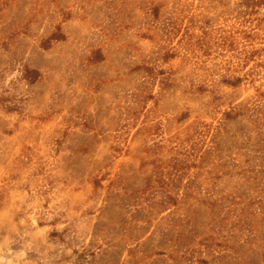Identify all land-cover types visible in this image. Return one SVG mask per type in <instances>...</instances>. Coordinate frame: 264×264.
Returning <instances> with one entry per match:
<instances>
[{
    "label": "rangeland",
    "instance_id": "1",
    "mask_svg": "<svg viewBox=\"0 0 264 264\" xmlns=\"http://www.w3.org/2000/svg\"><path fill=\"white\" fill-rule=\"evenodd\" d=\"M223 10L0 0V264H264V51Z\"/></svg>",
    "mask_w": 264,
    "mask_h": 264
},
{
    "label": "trees",
    "instance_id": "2",
    "mask_svg": "<svg viewBox=\"0 0 264 264\" xmlns=\"http://www.w3.org/2000/svg\"><path fill=\"white\" fill-rule=\"evenodd\" d=\"M212 2H219L223 5V13L222 15L225 16L226 10L230 9L234 13L232 15V19L235 20L234 30L232 34L227 33L226 30L223 28L222 34H220V37L223 39L222 43H220V46L225 48H231L232 50H236V40L238 39L241 41L242 39H246L250 41V50L246 52V61L244 63V67H246L250 62L253 61V63H256V57L261 55L264 51V38L262 34L259 33V31L264 30V15L259 16L254 22V20L251 18L256 12L258 13L261 7V5L264 4V0H211ZM200 2V0H199ZM226 5H230L231 7L228 8ZM199 7H196L194 11L188 15V20L191 23L192 20L198 19L199 23L203 24V26L199 29L201 32V36H197L196 42H200V46H197L200 48L201 51L205 50L204 52L210 53L211 48L210 46H205L207 41H209L212 38V32L214 29L215 24L217 21H219V16L216 18L209 17L207 15H210L205 9H202V6H200V10H198ZM200 11V12H199ZM225 20L228 19V17H224ZM242 20V22H241ZM228 21H226L227 23ZM238 23V24H237ZM197 24H191L188 31L190 32L191 27H196ZM174 26H177L176 23L172 24V29H174ZM174 31H171L172 33ZM232 35V36H231ZM194 35L190 32L187 34V38L194 39ZM229 43V44H228ZM223 44V45H222ZM197 45V44H196ZM192 47V46H191ZM192 53L191 48H186V54ZM173 57V56H171ZM264 61H261L260 63H263ZM264 65V63H263ZM243 78L240 76H229L227 73L220 76V82L225 84L229 88H238L243 83ZM210 87V84H199V88L206 89ZM259 89V96H264V91H260ZM261 93V94H260Z\"/></svg>",
    "mask_w": 264,
    "mask_h": 264
}]
</instances>
